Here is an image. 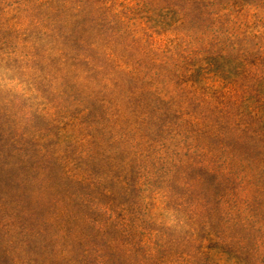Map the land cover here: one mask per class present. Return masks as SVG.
Wrapping results in <instances>:
<instances>
[{"label":"rangeland","instance_id":"obj_1","mask_svg":"<svg viewBox=\"0 0 264 264\" xmlns=\"http://www.w3.org/2000/svg\"><path fill=\"white\" fill-rule=\"evenodd\" d=\"M0 264H264V0H0Z\"/></svg>","mask_w":264,"mask_h":264}]
</instances>
